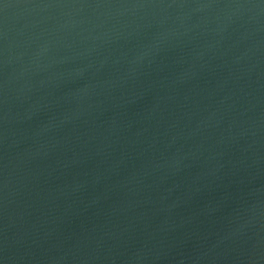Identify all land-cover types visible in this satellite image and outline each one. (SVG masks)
Masks as SVG:
<instances>
[{
  "label": "water",
  "instance_id": "1",
  "mask_svg": "<svg viewBox=\"0 0 264 264\" xmlns=\"http://www.w3.org/2000/svg\"><path fill=\"white\" fill-rule=\"evenodd\" d=\"M0 264H264V0H0Z\"/></svg>",
  "mask_w": 264,
  "mask_h": 264
}]
</instances>
